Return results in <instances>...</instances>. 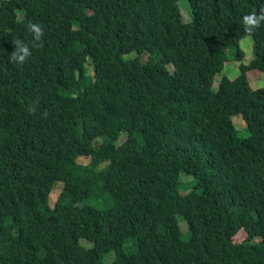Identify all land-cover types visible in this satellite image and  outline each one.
<instances>
[{
    "label": "trees",
    "instance_id": "obj_1",
    "mask_svg": "<svg viewBox=\"0 0 264 264\" xmlns=\"http://www.w3.org/2000/svg\"><path fill=\"white\" fill-rule=\"evenodd\" d=\"M180 1H1L0 264H264V0Z\"/></svg>",
    "mask_w": 264,
    "mask_h": 264
},
{
    "label": "rangeland",
    "instance_id": "obj_2",
    "mask_svg": "<svg viewBox=\"0 0 264 264\" xmlns=\"http://www.w3.org/2000/svg\"><path fill=\"white\" fill-rule=\"evenodd\" d=\"M2 0H0L1 3ZM180 8L182 10V14H183V19L184 21H190L192 16H191V8L189 5V2L187 0H181L180 1ZM253 37L252 36H246L245 38H243L240 42V46L242 48V50L245 52V58L243 60L244 64H249L254 56V51H253ZM137 56V53L134 52L132 54L129 55V57L134 58ZM141 59L143 61H147L149 59V54L145 53L141 56ZM241 62L239 61H233L230 60L229 62L226 63L225 65V69L223 70V72L219 73L214 81V89H218L219 84L222 80V78L224 76L230 78V79H235L240 71H239V66H240ZM249 78L252 84L253 88H261L264 87V73L259 71V70H253L249 73ZM233 121L236 125V128L239 132V136L244 138L247 137L249 135V132L247 130V126L246 123L243 119L240 118V116H236L233 118ZM79 163H84V164H88L90 162V159L88 157H82L79 159L78 161ZM182 181H184L185 183H190L192 182V178L191 177H187V176H183L181 178ZM184 186V192H187L189 190H191L193 188V184H183ZM63 188V184L58 183L55 187V189L53 190L51 196H50V203L52 206L55 205L56 200L61 192ZM180 225L183 229V235L185 238H187V223L182 219L180 220ZM81 244L84 246H91L92 243L88 240L82 239L81 240ZM128 244V242L126 243V245ZM115 258V253H110L108 255L105 256V261L110 263L113 259Z\"/></svg>",
    "mask_w": 264,
    "mask_h": 264
},
{
    "label": "clouds",
    "instance_id": "obj_3",
    "mask_svg": "<svg viewBox=\"0 0 264 264\" xmlns=\"http://www.w3.org/2000/svg\"><path fill=\"white\" fill-rule=\"evenodd\" d=\"M242 23L246 33H252L255 29L264 25V6L259 11H253L249 14H245L242 18ZM29 32L32 33L31 47L21 39H14L12 44L14 50L10 53L8 59L11 63L23 66L28 58L31 56L32 47L43 46L44 30L38 23L30 22L26 25Z\"/></svg>",
    "mask_w": 264,
    "mask_h": 264
}]
</instances>
